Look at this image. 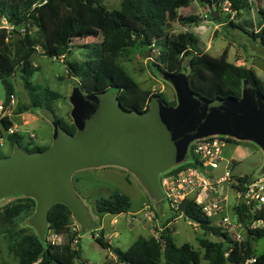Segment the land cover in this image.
<instances>
[{"label": "rangeland", "instance_id": "obj_1", "mask_svg": "<svg viewBox=\"0 0 264 264\" xmlns=\"http://www.w3.org/2000/svg\"><path fill=\"white\" fill-rule=\"evenodd\" d=\"M121 1L105 0V4L108 9H114L120 6ZM181 1L168 13L169 34L180 36L191 32L199 38V47L215 56L221 55L227 48L231 62L252 67L264 80V44L259 38L251 36L252 32H257L260 28V9L264 8V0H246L245 7L239 13L227 10L230 7L228 2L224 4L223 11L217 7H204L198 0ZM192 15L198 16V21L189 22L184 19ZM230 20L248 31L231 25ZM31 30L33 36L39 39L37 27H32ZM24 31L21 28L15 38H21ZM103 38V33L98 29L87 28L71 39L65 60L81 62L93 57L90 53L92 47L88 46L101 42ZM37 50L33 56V63L37 68L32 77L33 83L38 88H48L61 96L52 102V110L33 107L23 84L20 67L10 77L17 101L16 111L12 113L11 119L17 125L23 144L12 145L0 121V130L5 136L0 144V214L15 203H26L27 208L13 218V225L17 229L25 228L35 232L40 237L50 236L52 232L47 227L33 223L32 218L38 212L41 218L47 207L55 201L65 202L73 212L71 232L76 227L78 232L76 238L79 242L72 243L74 247L78 244L81 249V259L76 264H121L116 258H112L110 249L97 241L96 237L102 234L113 246L127 249L140 236L159 237L167 224L178 245L190 242L202 254L200 237L220 240L222 237L206 233L195 221L176 214L162 186L161 178L163 181L168 175V169L192 158L193 141L187 145L185 156L171 163L168 168L155 159L152 161L143 158L142 154L131 149L133 143L129 142H132L131 135L137 132L136 127L144 124L145 120L152 119L153 115L117 112V107L112 109L115 89L102 95L89 94L82 89L81 78L69 74L63 56L50 57L40 42ZM161 50L156 48L142 53L138 48H132L122 54L118 62L143 88L162 92L169 101L178 103L174 83L155 65L156 62H161ZM188 72L189 60L186 59L182 73L187 75ZM5 96V87L0 80L2 105ZM59 117L75 124V135H68L58 129L56 118ZM230 137L234 140L225 142L221 153L224 160L220 161L216 170L222 173L229 162L234 177L264 174V148L252 139ZM24 144H28L26 146L29 148L35 145L45 146L47 150L43 153H27ZM93 163L108 165L82 168L89 164L96 165ZM154 175L156 186L150 183ZM224 189L228 195L225 213L235 220V189L228 184H224ZM115 192L129 196V211L100 214L96 207L99 199ZM31 198L35 200V205L31 206L29 203ZM80 202L87 208L85 214L80 213ZM146 205H149L148 209L151 207L154 211H159L156 220L148 222L149 217L144 218ZM219 219L213 218L221 226ZM241 223L240 228L238 226V231L242 234L241 240L246 239L248 227L253 224L259 226L254 220ZM9 225L11 224L5 223L0 216V264H20L9 249L10 239L6 229ZM65 236L66 241L67 234ZM230 237L236 240L232 234ZM252 244L255 253L264 252V237L252 239ZM201 264L210 262L203 258Z\"/></svg>", "mask_w": 264, "mask_h": 264}, {"label": "trees", "instance_id": "obj_2", "mask_svg": "<svg viewBox=\"0 0 264 264\" xmlns=\"http://www.w3.org/2000/svg\"><path fill=\"white\" fill-rule=\"evenodd\" d=\"M198 1L203 3L204 7H217L223 11L224 4L228 2L231 10L238 13L246 4V0ZM181 2V0H122L118 8L108 9L105 0H0V80L6 91L0 121L10 143L14 146L23 144L20 134L8 133L14 125L9 115L12 109L11 96L15 95L10 77L20 67L23 84L32 106L52 110V102L61 96L60 93L48 88H38L32 81L37 69L33 63V56L38 51L37 45L39 42L43 43L47 55L58 58L63 56L65 60L71 39L90 27L101 31L104 38L101 42L88 46L92 47L90 53L93 57L81 62L64 61L69 74L81 78V87L89 94L102 95L107 94L110 89H115V103L112 109L117 107V112L153 115L152 119L145 120L144 124L136 127L137 132L131 135L132 142L129 143H133L131 149H135L139 155L142 154L143 158L152 161L155 159L162 162V166L166 167L175 158H169L173 156V151L157 138L154 121L162 106L175 107L177 103L169 101L162 92L143 88L118 62L122 54L132 48H138L142 53L161 48V62H156L155 65L165 75L175 80L181 75L184 62L188 59L189 72L185 75L188 85L208 101L218 98H241L245 81L264 97V80L252 67L231 62L228 59L227 48L221 55L215 56L199 47V38L193 33L186 32L178 36L167 32L168 13ZM260 12L262 16L260 28L257 32H252L251 36L254 39L259 38L264 44V8H261ZM4 18L9 27L2 26ZM198 18L192 15L184 19L196 22ZM230 24L248 31L241 25L237 26L233 20H230ZM35 26L39 39L32 34L31 29ZM21 28L25 31L21 38L16 39L15 35L20 33ZM150 120L153 125L149 124ZM56 123L68 135H75V124L62 117L56 118ZM0 133L4 136L1 130ZM222 136L226 141L234 140L230 136ZM24 145L26 152L31 154L47 150L45 146L35 145L29 148L26 146L28 144ZM196 164V160L184 162L170 169L167 174L178 173ZM249 175L237 178L244 182ZM150 183L156 186L155 175ZM240 184L233 185L241 188ZM29 203L31 206L36 204L33 198ZM27 206L26 203L18 202L6 207L3 214H0L5 223L11 224L6 228L10 239L9 249L18 258L19 263L76 264L81 259V249L78 244L77 247L72 244L78 232L76 230L71 232L70 221L73 212L69 205L63 201H55L47 207L41 218L40 212L32 218L33 223L39 226H47L55 233L67 234V240L61 244H52L46 236L40 237L35 232L25 228L17 229L13 225V218ZM96 207L100 214H118L129 211L131 201L127 194L115 192L109 197L99 199ZM80 210L81 214H85L81 205ZM174 211L183 215L185 219L198 223L206 233L222 238L214 241L208 237H200L199 243L203 247V254L190 242L178 245L172 235V229L168 228L167 224L159 237L140 236L127 249L113 246L105 239L104 234L98 235L96 239L100 245L110 249L121 264H201L203 258L210 264H264V252L255 253L252 244V239L264 237V228L248 227L246 239L236 241L192 198L184 199L179 210ZM234 212L238 220L246 223L252 222L255 218H264V210L254 216L242 203L234 205ZM253 257L255 260L250 261Z\"/></svg>", "mask_w": 264, "mask_h": 264}, {"label": "built area", "instance_id": "obj_3", "mask_svg": "<svg viewBox=\"0 0 264 264\" xmlns=\"http://www.w3.org/2000/svg\"><path fill=\"white\" fill-rule=\"evenodd\" d=\"M232 11L230 7L226 8ZM2 26L9 27V23L4 18ZM15 103V95L11 96V105ZM3 110V105L0 104V111ZM2 112V111H1ZM16 130L11 127L8 133H15ZM32 137H35L32 134ZM4 136L0 133V144ZM226 140L222 135H209L197 138L192 142L193 158L187 161H195V166L184 168L178 173L168 174L163 178L162 186L164 187L165 196L170 205L179 210L181 202L186 198H192L195 202L202 206L203 211L211 218L219 217L221 226L232 234L237 241L242 239V234L238 231L241 221L236 217L233 220L225 213L227 207L228 195L224 189V184L230 185L235 189V202L246 205L251 213L256 214L264 210V174H250L248 179L240 182L232 173L231 163H226L224 171L216 173L219 168L220 161L224 160L221 156L222 148ZM242 176V175H241ZM241 183V184H240ZM233 184L242 185L241 188ZM255 223L251 228H264V218H255ZM220 226V225H219ZM47 240L52 244L64 243L63 234L53 233L47 237ZM74 242L78 243L76 238ZM251 258L250 261H254Z\"/></svg>", "mask_w": 264, "mask_h": 264}, {"label": "water", "instance_id": "obj_4", "mask_svg": "<svg viewBox=\"0 0 264 264\" xmlns=\"http://www.w3.org/2000/svg\"><path fill=\"white\" fill-rule=\"evenodd\" d=\"M169 78L177 89L178 103L162 106L154 126L160 142L173 151L171 163L185 156L190 142L213 134L252 139L264 148V97L247 81L241 98L208 101L189 87L183 73L176 80Z\"/></svg>", "mask_w": 264, "mask_h": 264}, {"label": "crops", "instance_id": "obj_5", "mask_svg": "<svg viewBox=\"0 0 264 264\" xmlns=\"http://www.w3.org/2000/svg\"><path fill=\"white\" fill-rule=\"evenodd\" d=\"M16 104H17V101H16V99H15V103L12 105V109H11V111H9V115L11 116L12 115V113L13 112H15L16 111ZM17 113V112H16ZM1 114V113H0ZM14 121V120H13ZM17 125H16V123L14 122V125H13V128L16 130V132L18 133V130H17V127H16ZM106 165H108V164H105V163H100V164H96V165H89V166H84V167H82V168H87V167H105ZM81 168V167H80ZM171 168V167H170ZM167 171H169V169L167 170ZM216 173H220L218 170H216ZM237 176H241V175H237ZM80 205L84 208V210L85 211H87V208L83 205V203L82 202H80ZM149 208V205H146V207H145V210H146V212L144 213V218L146 217V219H147V216L149 217L148 219H147V221L148 222H151L150 220L152 219H154V220H156L157 218V216L156 215H159L158 213H159V211H154L151 207H150V209H148ZM150 213H152L153 215H150ZM153 216V217H152ZM145 219V220H146ZM44 227H47V226H44ZM74 229H76L77 230V227L76 228H74ZM50 230V229H49ZM51 232H52V234L54 233L52 230H50ZM44 233V232H43ZM51 234V235H52ZM50 235V236H51ZM63 236H64V240H65V233L63 234ZM46 237H49V235H47ZM108 241L111 243V241L108 239ZM112 258H116V255L115 254H113L112 253Z\"/></svg>", "mask_w": 264, "mask_h": 264}, {"label": "clouds", "instance_id": "obj_6", "mask_svg": "<svg viewBox=\"0 0 264 264\" xmlns=\"http://www.w3.org/2000/svg\"><path fill=\"white\" fill-rule=\"evenodd\" d=\"M2 114V113H1Z\"/></svg>", "mask_w": 264, "mask_h": 264}]
</instances>
